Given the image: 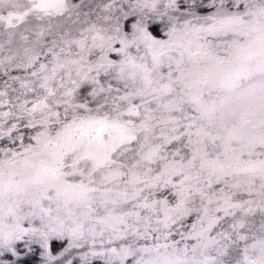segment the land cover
<instances>
[{
    "label": "snow or ice",
    "instance_id": "6c2138e0",
    "mask_svg": "<svg viewBox=\"0 0 264 264\" xmlns=\"http://www.w3.org/2000/svg\"><path fill=\"white\" fill-rule=\"evenodd\" d=\"M0 264H264V0H0Z\"/></svg>",
    "mask_w": 264,
    "mask_h": 264
}]
</instances>
